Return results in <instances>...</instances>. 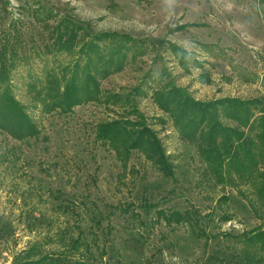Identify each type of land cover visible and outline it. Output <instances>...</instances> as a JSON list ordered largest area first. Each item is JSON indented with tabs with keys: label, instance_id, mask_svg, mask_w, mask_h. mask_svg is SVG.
Here are the masks:
<instances>
[{
	"label": "rangeland",
	"instance_id": "1",
	"mask_svg": "<svg viewBox=\"0 0 264 264\" xmlns=\"http://www.w3.org/2000/svg\"><path fill=\"white\" fill-rule=\"evenodd\" d=\"M7 1L8 14L1 11L0 1V18L6 22L17 20L23 26H30L28 9L41 3L90 22L98 32H118L135 39L153 40L155 47H149L145 56L126 66L123 72L101 81V87L104 91L131 93L135 97L138 112L157 133L174 164L183 165L184 174L178 175L176 183L163 184L142 156L134 154L130 165L138 173L123 179L113 153L92 140L95 125L119 118L122 110L88 104L74 108L66 116L43 115L31 107V95L23 84L27 68H19L12 80L14 95L27 106L44 139L24 145L5 140L0 134V219L10 223L13 230L11 236L0 239V264H12L14 256L34 245L45 253L62 250L57 235L61 227L72 224V216L58 217L54 213L50 193L55 190L78 197L84 195L88 202H95L104 211L133 204L132 209L145 222L141 226L145 237L143 248L137 246L143 252V264H198L211 248V233L217 232L214 227L219 224L218 216L228 211L218 199L221 196H233L244 202L245 199L229 186L213 188L200 183L195 154L184 150L171 122L152 103L150 88L159 78L158 74L165 71L169 80L186 88L200 101L264 96L261 86L264 5L260 0ZM159 41L177 45L203 68L191 65L190 73H184L171 53L160 48ZM38 65L36 60L34 70ZM202 72L210 78V83L199 82ZM137 87L147 96L137 95L134 91ZM161 118L167 123L161 124ZM240 190L249 194L244 187ZM144 200L152 205L148 211L140 205ZM79 206L82 210L83 205ZM167 208L197 211L207 227L208 240L203 238L196 246L179 239L186 235L183 227H166L163 222H157L155 212ZM212 212L211 222L207 215ZM42 216L43 223L37 219ZM126 217V213L114 217L116 227L109 239L116 245L128 239ZM259 224L257 216H244L240 212L232 221L222 224L220 230H249ZM124 252L134 257L132 245Z\"/></svg>",
	"mask_w": 264,
	"mask_h": 264
},
{
	"label": "trees",
	"instance_id": "2",
	"mask_svg": "<svg viewBox=\"0 0 264 264\" xmlns=\"http://www.w3.org/2000/svg\"><path fill=\"white\" fill-rule=\"evenodd\" d=\"M0 1L1 11L8 14L9 2ZM260 3L264 5V0ZM28 10L31 24L27 27L17 20L6 22L0 18V134L5 140L27 145L44 139L27 106L13 92V75L26 67L23 84L31 95V107L43 115L66 116L74 108L88 104L122 110L119 118L97 123L92 139L113 153L121 169L120 177L125 179L138 173L130 165L131 157L137 154L163 184L176 183L178 175L184 174V167L174 164L166 154L157 133L138 112L135 97L131 93L104 91L101 87V81L123 72L126 66L145 56L149 47H155L153 40L98 32L90 22L41 3ZM158 44L171 53L184 73H190L191 65L203 68L177 45L164 41ZM36 60L39 65L34 70ZM158 77L150 88L151 101L171 122L184 150L195 154L200 183L213 188L229 186L245 199V202L233 196L218 199L228 211L218 216L219 224L214 227L217 232L211 233V248L198 264H264V96L200 101L186 88L176 86L165 71ZM198 80L210 83L204 72ZM261 86L264 88V76ZM134 91L147 96L138 87ZM159 120L161 124L167 123L164 118ZM241 187L249 194L242 193ZM50 195L58 217L72 216V224L61 227L57 235L62 250L45 253L34 245L14 256L12 264H143V252L137 246L144 243L141 226L145 222L132 209L133 204L104 211L95 202H88L84 195L78 197L62 190L51 191ZM143 202L140 205L148 211L152 205ZM80 204L82 210L78 209ZM240 212L244 216H257L260 224L249 230H220L222 224L232 221ZM125 213L128 239L116 245L109 239L116 227L114 217ZM155 213L156 221L164 226L185 229L186 235L179 239L196 246L201 239L208 240L207 227L197 211L167 208ZM213 215V212L207 215L211 222ZM37 219L43 223L41 219L45 218ZM12 234L10 223L0 219V239ZM129 245L134 248V257L124 252Z\"/></svg>",
	"mask_w": 264,
	"mask_h": 264
}]
</instances>
